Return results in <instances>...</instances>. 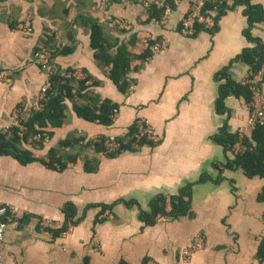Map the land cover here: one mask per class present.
Segmentation results:
<instances>
[{"label":"crops","instance_id":"obj_1","mask_svg":"<svg viewBox=\"0 0 264 264\" xmlns=\"http://www.w3.org/2000/svg\"><path fill=\"white\" fill-rule=\"evenodd\" d=\"M206 1L176 0L162 21H148L146 5L135 0H0V71H12L9 81L0 80V131L14 124L17 107L28 111L38 104L48 76L34 53L49 41L72 48L55 57L62 69L92 76L91 89L119 104L113 124L105 126L78 116L69 102L66 123L43 148L25 144L37 159L22 163L0 154V201L15 208L6 228L5 264H264V177L227 169L234 152L218 141L226 128L252 135L249 101L230 94L220 106L224 81L217 73L231 65L233 78L246 81L249 65L231 62L255 42L246 35V4L228 8L215 32L183 34L187 14ZM251 3L264 11V0ZM93 20L110 41L118 39L136 55L161 38L164 46L153 56L132 63L126 92L96 56ZM250 33L264 42V20ZM263 77L264 67L258 78ZM261 88L264 97V82ZM138 118L150 122L159 144L117 157L75 145L66 148L73 154L66 166L46 162L61 139L123 135ZM186 188L185 212L148 221L159 197ZM68 205L76 207L78 219L70 233L54 238L40 228L42 216L63 224ZM104 205L113 208L103 211ZM107 210L112 219L103 216ZM200 233L204 248L184 259L183 250Z\"/></svg>","mask_w":264,"mask_h":264},{"label":"trees","instance_id":"obj_2","mask_svg":"<svg viewBox=\"0 0 264 264\" xmlns=\"http://www.w3.org/2000/svg\"><path fill=\"white\" fill-rule=\"evenodd\" d=\"M135 1L140 2V0ZM144 1L141 0L142 3ZM238 4H246L245 12L248 16L249 24L246 35L252 42H255V45L245 48L231 62L242 61L249 65L250 73L246 81L239 82L233 78L230 72L231 65L224 67L217 73V78L224 81L220 86V106L224 105L225 99L230 94L242 95L249 103L253 99V86L255 84L249 82V80H253L264 66V42L259 38L252 37L250 28L256 22L264 20L263 7L259 4H252L251 0H235V4L232 6H229L226 0H207L201 8V16H213L214 24L209 26L205 22L196 19L195 31L188 35L195 36L201 28H208L215 32L218 29V21L221 16L228 8H233ZM175 6L176 0H165L162 5L157 1L148 2L146 5L149 13L148 21H162L169 9H173ZM182 28L183 23L181 31ZM160 43L161 38L150 40L146 49L141 54L136 55L129 49V45L125 43L119 44L118 39H115V42L110 41L107 33L104 32L103 26L96 20L92 21V46L97 51L96 56L100 62L110 67V77L124 92L128 91L132 84L129 74L132 71L134 60H147L154 55V48ZM57 44L54 45V42L51 44L49 41L45 47H57ZM71 51L72 48L69 46L58 48L54 53V61L58 54ZM92 79L93 77L90 75L80 78L76 69L69 68L64 70L58 65V69L51 74V86L47 90L45 98L40 102L41 108H31L21 115L20 125L13 124L7 130L0 131V154L13 155L22 163L37 159L34 152L25 147V144H31L34 148H43L45 142L54 137L55 130L66 123L70 111L69 102L72 103L73 110L78 116L91 122L97 121L105 126H111L118 112L119 104L111 99H103L99 93L92 90V83H90ZM95 81H93V85ZM263 82L264 77L257 85L262 87ZM142 121L143 119L138 118L129 126L125 134L115 137L100 135L85 142V137L83 136L70 135L61 139L56 146L49 149L46 162L48 165L59 169L66 166L69 158L72 159L70 156L73 155L66 148L75 145L82 147L91 146L106 156L117 157L125 151H137L144 144H159L162 139L156 140L150 137L146 132V124ZM37 135L41 136L40 139L36 138ZM218 141L228 151H233L238 143L243 144L245 147L243 151L234 153L233 158H227L224 163L227 169L242 168L248 176L261 175L264 177L263 125H255L250 136L240 132H231L226 128L222 134L218 135ZM218 168L223 169L219 165ZM187 194H189L188 188L179 191L177 194L159 197L154 203L153 211L147 216L148 221L154 223L160 217L167 219L178 217L189 207ZM107 208L112 209L113 205L102 206L103 211ZM76 217V207L68 205L66 208V220L59 227L44 228L40 222L38 225L42 230L51 232L55 238L61 236L70 224L75 226L78 222ZM261 253L264 254V241L261 244Z\"/></svg>","mask_w":264,"mask_h":264},{"label":"built area","instance_id":"obj_3","mask_svg":"<svg viewBox=\"0 0 264 264\" xmlns=\"http://www.w3.org/2000/svg\"><path fill=\"white\" fill-rule=\"evenodd\" d=\"M158 3L160 5H162L164 3V0L160 1ZM201 7H202V4L199 5L196 12L191 13L185 19V21L183 23L182 33H184L186 35H190L194 32V25H195V22H196L198 15H200ZM201 19H206L210 23L209 24L210 26H212L214 24V19L212 16H207L204 18L201 17ZM60 47H61L60 43L57 44V47H45V46H43V47L37 49L34 53L35 62L40 66V68L48 76L47 81L42 86L39 102L36 105V107H34L35 109L41 108L40 102H41V100H43L45 98L47 90L51 86V81H50L51 74L58 69V65L54 61V53ZM260 73H259V75L258 74L257 75L260 76ZM11 75H12V71H10V70L0 71V80L9 81ZM257 75L255 76V78L253 80H249V82H252L253 84H255L253 86L254 96H253L252 101L249 103L250 104V119H249V121H250L251 125H253V126H255V125H263L264 126L263 91H262V88L257 85V83L262 81V78H258ZM26 112L27 111H25V109H23L22 107H17L14 111L13 123L20 125L21 124L20 123V121H21L20 117L23 113H26ZM142 122H145V124H146V132L148 133V135L150 137L158 140L159 137L156 134V132H155L154 128L152 127V125L150 124V122L147 120H144V119ZM40 137H41L40 135L36 136V138H38V139H40ZM244 149H245L244 145L241 143H238L235 146L233 151H234V153H238V152L243 151ZM14 214H15V208L12 205L0 201V264H5L4 263V250H5V246H6V239H5L6 238V236H5L6 235V228H7V225L9 223L11 217ZM103 216L105 218L112 219L113 213L110 210H107L103 214ZM39 222L42 225V227H44V228H57L61 225V224L57 223L56 221H54L53 219H50V218L44 217V216L39 218ZM73 228H74V226L72 224H70L68 229L66 231H64L61 234V236L67 235L68 233H70V231L73 230ZM45 231L49 232L48 230H45ZM205 243H206V239H205V236L203 234L200 233V234L196 235L192 244L183 250V252H182L183 258L186 260H189L195 252L204 248Z\"/></svg>","mask_w":264,"mask_h":264},{"label":"rangeland","instance_id":"obj_4","mask_svg":"<svg viewBox=\"0 0 264 264\" xmlns=\"http://www.w3.org/2000/svg\"><path fill=\"white\" fill-rule=\"evenodd\" d=\"M140 1H141V0H140ZM160 1H163V0H159V1H157V2H160ZM164 1H165V0H164ZM148 2H150V1H144V4L147 5ZM200 4H202V6H203L204 3H199L198 6H197L195 9L191 10V11L187 14V16L185 17V19H186L191 13L196 12ZM201 8H202V7H201ZM201 17L204 18L203 16H201V9H200V15H198L197 19H199V20L202 21V22H205L207 25L210 24L206 19H201ZM185 19L183 20L182 23H184ZM194 31H195V29H194ZM183 34H184V33H183ZM185 35H186V34H185ZM163 46H164V45H163L162 43H160V44H157V45L155 46L154 49H155V50H159V49H161ZM157 48H158V49H157Z\"/></svg>","mask_w":264,"mask_h":264}]
</instances>
